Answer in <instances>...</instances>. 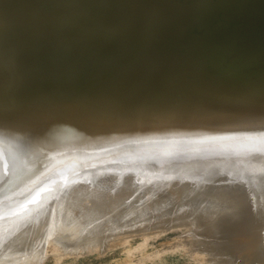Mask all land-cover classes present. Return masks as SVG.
Wrapping results in <instances>:
<instances>
[{
	"label": "bare ground",
	"instance_id": "1",
	"mask_svg": "<svg viewBox=\"0 0 264 264\" xmlns=\"http://www.w3.org/2000/svg\"><path fill=\"white\" fill-rule=\"evenodd\" d=\"M157 221L264 264V0H0V264Z\"/></svg>",
	"mask_w": 264,
	"mask_h": 264
},
{
	"label": "rangeland",
	"instance_id": "2",
	"mask_svg": "<svg viewBox=\"0 0 264 264\" xmlns=\"http://www.w3.org/2000/svg\"><path fill=\"white\" fill-rule=\"evenodd\" d=\"M39 153L35 152L32 154L30 157L31 162L28 161L25 166L28 168V165L32 166L36 164L40 168L45 167L44 171L50 169L52 166L47 164L49 162L44 160L39 161L41 152ZM52 165H55V163ZM25 186V184H22V189ZM198 208L199 206L196 207V210H200ZM205 208L207 209V207L203 209L205 210ZM157 222L162 225L158 223V226H156ZM157 222H151L153 226L155 224L153 229L150 228L151 223L147 222L149 226L146 224L150 229L144 224L143 229L146 228L145 232H142L145 229L139 231L136 229L135 231H131L132 233H127L125 229L123 233L121 231L123 235L118 232V236H113L114 239L107 240L106 244L105 242H101L105 244H101L104 247L98 244L97 246H91L83 250L86 252L81 251V249L77 253L66 252L60 244H58V249L57 246H54L57 244L54 243L53 245L51 242L46 244L43 250V252L45 251L41 255L43 261L39 259V261H32L29 264H37L38 262L39 264H210V261L191 244L192 241L189 242L191 236L187 223H185V226L182 222L183 225L181 227L176 222L178 227H175L177 225L175 222V224L173 222L168 223V226L164 222ZM161 226H163V229L160 228ZM44 256L46 257L44 258Z\"/></svg>",
	"mask_w": 264,
	"mask_h": 264
},
{
	"label": "snow or ice",
	"instance_id": "3",
	"mask_svg": "<svg viewBox=\"0 0 264 264\" xmlns=\"http://www.w3.org/2000/svg\"><path fill=\"white\" fill-rule=\"evenodd\" d=\"M206 139H209V140H225V139H228V137H207Z\"/></svg>",
	"mask_w": 264,
	"mask_h": 264
}]
</instances>
